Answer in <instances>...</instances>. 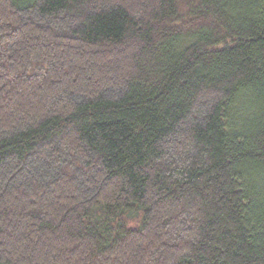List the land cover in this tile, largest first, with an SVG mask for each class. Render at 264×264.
Wrapping results in <instances>:
<instances>
[{
    "label": "trees",
    "instance_id": "16d2710c",
    "mask_svg": "<svg viewBox=\"0 0 264 264\" xmlns=\"http://www.w3.org/2000/svg\"><path fill=\"white\" fill-rule=\"evenodd\" d=\"M0 264H264V0H0Z\"/></svg>",
    "mask_w": 264,
    "mask_h": 264
}]
</instances>
